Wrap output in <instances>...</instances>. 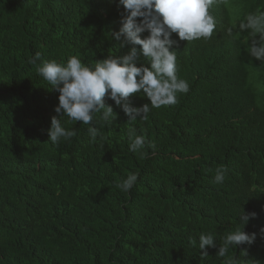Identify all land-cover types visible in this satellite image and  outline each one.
Listing matches in <instances>:
<instances>
[{
    "label": "trees",
    "instance_id": "1",
    "mask_svg": "<svg viewBox=\"0 0 264 264\" xmlns=\"http://www.w3.org/2000/svg\"><path fill=\"white\" fill-rule=\"evenodd\" d=\"M219 1L208 10L209 39L172 35L177 76L190 86L176 104L129 122L105 96L115 119L95 113L85 125L62 116L75 135L53 144L59 93L37 66L127 54L131 45L112 35L123 6L0 0V264H264V61L250 55L261 33L241 28L264 14V0ZM129 102L150 103L143 90ZM129 129L146 139L138 152L129 150ZM218 167L227 170L219 184ZM132 174L130 191L116 187ZM242 212L257 215L243 226ZM242 227L254 242L218 255ZM201 234L214 237L208 255Z\"/></svg>",
    "mask_w": 264,
    "mask_h": 264
},
{
    "label": "clouds",
    "instance_id": "2",
    "mask_svg": "<svg viewBox=\"0 0 264 264\" xmlns=\"http://www.w3.org/2000/svg\"><path fill=\"white\" fill-rule=\"evenodd\" d=\"M214 2L215 0H118L125 14L122 15L119 31L112 35L116 40L123 37L122 44L131 45L127 54L108 56L98 60L94 66H86L76 55L70 56L65 63L46 60L38 65L37 73L51 86V90L59 93L58 104L54 109L59 118L53 116L51 119L49 140L57 144L75 135L74 131L62 126V116L85 125H92L95 113L102 112L105 122L115 119L117 114L111 105L105 104V96L123 110L129 122L147 120L151 109L176 104L177 93H188L190 86L177 76L176 51L171 49L178 44V40L173 39L172 35L176 33L179 41L187 42L209 39L215 29V21L208 10ZM241 28L261 33L260 40L253 43L250 55L264 61V14L250 16L247 23L241 24ZM145 32L148 35L142 38L141 34ZM141 57L147 66H137ZM39 59L40 55L37 53L31 62L36 63ZM141 90L150 103L134 107L129 98L133 94H139ZM89 132L93 137L98 135L94 126L89 127ZM129 140V150L132 152L145 147V137L135 135L133 129H129ZM226 171V168L218 167L214 182L223 183ZM137 178L135 174L129 175L123 182L117 183L116 187L124 192L130 191ZM256 215L255 212H242L240 222L244 226ZM242 229L243 227L237 228L226 235L223 246L218 248V255L224 256L230 246L254 242L256 234L250 235ZM206 246H216L211 234H201L199 237V249L204 250L202 255H208Z\"/></svg>",
    "mask_w": 264,
    "mask_h": 264
},
{
    "label": "bare ground",
    "instance_id": "3",
    "mask_svg": "<svg viewBox=\"0 0 264 264\" xmlns=\"http://www.w3.org/2000/svg\"><path fill=\"white\" fill-rule=\"evenodd\" d=\"M141 99V98H140Z\"/></svg>",
    "mask_w": 264,
    "mask_h": 264
}]
</instances>
